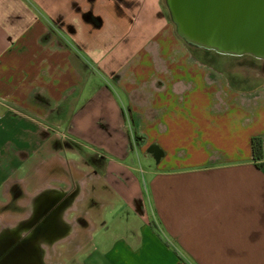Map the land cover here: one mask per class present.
<instances>
[{
	"label": "crops",
	"instance_id": "obj_1",
	"mask_svg": "<svg viewBox=\"0 0 264 264\" xmlns=\"http://www.w3.org/2000/svg\"><path fill=\"white\" fill-rule=\"evenodd\" d=\"M199 59L163 0H0V162L59 138L84 152L52 159L75 195L50 264H264V82L235 89Z\"/></svg>",
	"mask_w": 264,
	"mask_h": 264
},
{
	"label": "water",
	"instance_id": "obj_2",
	"mask_svg": "<svg viewBox=\"0 0 264 264\" xmlns=\"http://www.w3.org/2000/svg\"><path fill=\"white\" fill-rule=\"evenodd\" d=\"M163 2L175 35L190 49L232 57L250 56L264 64V0ZM148 151L157 162L161 156L159 149L151 146ZM44 227L45 224L39 228V234L34 232L36 237L30 236L29 226L24 227L26 230L22 226L20 233L15 231L12 242L0 251V264H45V251L51 249L53 242L45 239ZM23 234L24 239L20 237Z\"/></svg>",
	"mask_w": 264,
	"mask_h": 264
},
{
	"label": "rangeland",
	"instance_id": "obj_3",
	"mask_svg": "<svg viewBox=\"0 0 264 264\" xmlns=\"http://www.w3.org/2000/svg\"><path fill=\"white\" fill-rule=\"evenodd\" d=\"M195 57L198 59L201 58L208 64L209 63L214 64L215 68L224 72L227 75L229 82L233 83L235 89H239V88L251 89L256 86V83L264 82V79H262L264 72L261 71L262 64L258 61H252L251 58L249 57L238 58L232 56H224V55H219L212 51H203L200 49L195 50ZM74 109H75L74 107H70L71 113L73 112ZM63 118H64V113L58 115L59 125H62L61 122L65 120ZM46 120L49 121L48 118ZM54 120L57 121L56 118H54ZM51 126H55V125L53 124ZM42 132L43 135H45L48 132L57 133V134L58 132L61 133V131L58 130L53 131L52 129L47 127H45V129ZM28 134L29 132H27V137H29ZM59 139L61 140L60 142L62 143V145H59V143L56 142L57 146H54L53 145L54 142L52 141L49 143L47 142L45 145L42 146V156L39 161H32L28 163L26 167H21L17 171L16 168L19 161L17 158H15L12 155V153L14 152L12 150V147H11V156H9V158L6 157L5 159L6 161L0 162L7 165L6 166L7 170L10 169L9 174L3 177L2 179H0L1 185H3V188L0 186V233L2 232L1 231L2 227L7 225L10 226L12 231H14V229H18V227L21 228L25 220L24 217H26L25 214L29 212L27 207L29 203L27 204L24 203H26L28 200L31 201L33 199L32 190L36 185H43L44 187H46L47 185L50 186V184L54 185V182L52 181L64 180V176L60 177L54 174L53 177V175H47L44 171L47 170L45 167H42L44 169H42L40 175L37 176L35 173L37 172L35 168L38 169V167H41V165L44 163L46 167L49 165L55 166L56 162L52 161V159L55 158L57 154H61V153L62 155L65 154L66 149H68V145H66L67 142H64V140L67 139H62V138ZM70 149L78 150V152L84 153L82 152L80 146L74 145V147H70ZM139 157H140L139 155L135 157L133 156L132 162L136 165L138 170H144L147 168L146 165L148 161L141 159ZM8 159H10L9 163H7ZM81 164H85L84 161L81 160ZM13 188H16L19 191H21V193L16 197H14L13 195V190H12ZM19 231H22V229ZM49 249L50 247H48V251L46 252H49ZM176 250L178 254L181 256L182 260H184L186 263L190 262L188 257H186L185 253H181V251H179L178 249ZM50 256L52 257V261H53L55 257V253H46V257L44 259L47 264H50L51 262Z\"/></svg>",
	"mask_w": 264,
	"mask_h": 264
},
{
	"label": "flooded vegetation",
	"instance_id": "obj_4",
	"mask_svg": "<svg viewBox=\"0 0 264 264\" xmlns=\"http://www.w3.org/2000/svg\"><path fill=\"white\" fill-rule=\"evenodd\" d=\"M241 57H249L251 58L252 61L260 62L262 64L261 71L264 72V64L260 60H257L250 56H241ZM60 141H61L60 139H54L53 145L57 146V143H59V145H62ZM64 142H67L66 145H68V149L66 150L71 152L73 149H70V147H74L73 143H69L67 140H64ZM91 161L93 163H96V165L100 163L99 159L94 158V157H91ZM44 171L47 175H53V177H54V174L60 177L64 176V180L52 181L54 182V185L50 184V187H52L53 189L56 187H60L59 189H56L58 191H52L50 193H48L47 191H44L38 194V197L36 196L35 199L33 197L31 201L28 200L26 203H24V204L29 203V205H27L29 212L25 214L26 217H24L25 220L22 226L24 230H26L24 228L25 226L27 227L29 226L30 228L27 229V231H31L30 236L36 237V234H34V232L39 234L38 232L39 228L41 226L43 227V224H45V227H44L45 230L43 231L45 232L44 233L45 239L55 243L57 239L66 237V230H64V227L60 228V226L59 227L57 225L52 226V224L54 223V220L58 219L60 213L65 211L66 207L71 202V199H73L72 197L75 195V192L74 193L67 192V188L70 187V185L68 184V182L70 181V178H68V175L65 172H63L62 166H59L58 164H56L55 166H50L47 170H44ZM12 190H13L14 197L18 196L21 193V191H19L16 188H13ZM22 226L21 228L18 227V229H14V231H12L9 225L2 227V230H1L2 232L0 233L1 234L0 235V251H3L4 247H6L8 243L12 242V239H14V237L12 236L13 232L15 231L18 232L19 230L22 229ZM60 230H62L63 232L57 234V232ZM20 237L24 239L25 235L23 234ZM20 242L21 241H19V247H21ZM21 251L22 253L24 252L23 250ZM49 251L51 252V250ZM17 253H20V252H17ZM32 253H36V252H32Z\"/></svg>",
	"mask_w": 264,
	"mask_h": 264
},
{
	"label": "trees",
	"instance_id": "obj_5",
	"mask_svg": "<svg viewBox=\"0 0 264 264\" xmlns=\"http://www.w3.org/2000/svg\"><path fill=\"white\" fill-rule=\"evenodd\" d=\"M251 158L256 168H261L263 160V138L255 136L250 139Z\"/></svg>",
	"mask_w": 264,
	"mask_h": 264
},
{
	"label": "bare ground",
	"instance_id": "obj_6",
	"mask_svg": "<svg viewBox=\"0 0 264 264\" xmlns=\"http://www.w3.org/2000/svg\"><path fill=\"white\" fill-rule=\"evenodd\" d=\"M51 242V241H50Z\"/></svg>",
	"mask_w": 264,
	"mask_h": 264
}]
</instances>
